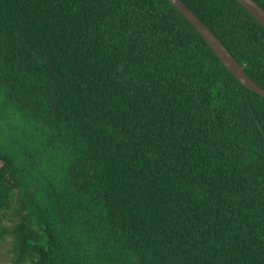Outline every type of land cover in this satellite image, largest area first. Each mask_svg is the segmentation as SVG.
<instances>
[{"label":"trees","instance_id":"16d2710c","mask_svg":"<svg viewBox=\"0 0 264 264\" xmlns=\"http://www.w3.org/2000/svg\"><path fill=\"white\" fill-rule=\"evenodd\" d=\"M180 1L264 90L256 19ZM0 243L12 264H264V98L168 0H0Z\"/></svg>","mask_w":264,"mask_h":264},{"label":"water","instance_id":"95a60500","mask_svg":"<svg viewBox=\"0 0 264 264\" xmlns=\"http://www.w3.org/2000/svg\"><path fill=\"white\" fill-rule=\"evenodd\" d=\"M201 35L216 57L225 68L242 84L246 89L264 98V90L256 85L244 72L235 58L224 48L221 42L208 30V28L180 1L168 0ZM247 10L256 21L264 28V9L254 0H236Z\"/></svg>","mask_w":264,"mask_h":264},{"label":"rangeland","instance_id":"374dc122","mask_svg":"<svg viewBox=\"0 0 264 264\" xmlns=\"http://www.w3.org/2000/svg\"><path fill=\"white\" fill-rule=\"evenodd\" d=\"M8 250V244L0 243V264H12V255L9 253Z\"/></svg>","mask_w":264,"mask_h":264}]
</instances>
